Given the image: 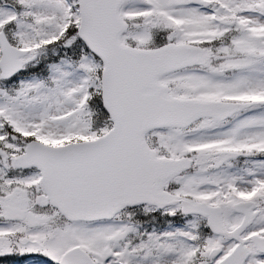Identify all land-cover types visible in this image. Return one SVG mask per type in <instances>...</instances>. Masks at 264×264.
I'll use <instances>...</instances> for the list:
<instances>
[{
  "label": "snow or ice",
  "instance_id": "1",
  "mask_svg": "<svg viewBox=\"0 0 264 264\" xmlns=\"http://www.w3.org/2000/svg\"><path fill=\"white\" fill-rule=\"evenodd\" d=\"M264 264V0H0V264Z\"/></svg>",
  "mask_w": 264,
  "mask_h": 264
}]
</instances>
